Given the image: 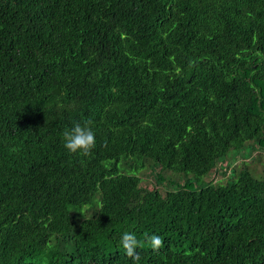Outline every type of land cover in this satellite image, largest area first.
<instances>
[{
  "label": "trees",
  "instance_id": "1",
  "mask_svg": "<svg viewBox=\"0 0 264 264\" xmlns=\"http://www.w3.org/2000/svg\"><path fill=\"white\" fill-rule=\"evenodd\" d=\"M0 264H264V0H0Z\"/></svg>",
  "mask_w": 264,
  "mask_h": 264
},
{
  "label": "clouds",
  "instance_id": "2",
  "mask_svg": "<svg viewBox=\"0 0 264 264\" xmlns=\"http://www.w3.org/2000/svg\"><path fill=\"white\" fill-rule=\"evenodd\" d=\"M93 126L94 121L87 119L83 123L76 122L71 128L65 129L62 133L65 149L72 154L90 157L97 143ZM145 243L155 252H159L164 246L163 238L156 234L145 236L144 240H140L134 232H124L120 240L125 254L136 262L140 260L137 250L143 248Z\"/></svg>",
  "mask_w": 264,
  "mask_h": 264
},
{
  "label": "rangeland",
  "instance_id": "3",
  "mask_svg": "<svg viewBox=\"0 0 264 264\" xmlns=\"http://www.w3.org/2000/svg\"><path fill=\"white\" fill-rule=\"evenodd\" d=\"M222 167H226V163H224L223 165H221ZM141 170H143L142 168L139 170V171H136V174L138 175V176H140L141 178H142V180L143 181H145L146 183H148V185H153L154 186V184H155V182H154V179H153V177H144V175H145V172L144 173H142V175L141 174H139L140 173V171ZM157 169H156V167L155 166H152V168H150L149 170H144V171H147L146 173L147 174H150L152 171H156ZM158 171V170H157ZM138 172V173H137ZM222 178V175H217L216 176V179L217 180H219V179H221ZM183 183H185V181H182L181 182V184H183ZM161 188L162 189H171V187H169V186H161Z\"/></svg>",
  "mask_w": 264,
  "mask_h": 264
},
{
  "label": "bare ground",
  "instance_id": "4",
  "mask_svg": "<svg viewBox=\"0 0 264 264\" xmlns=\"http://www.w3.org/2000/svg\"><path fill=\"white\" fill-rule=\"evenodd\" d=\"M214 9H215V8H214ZM34 100H35V99H34ZM34 100H33V101H34ZM33 101H32V102H33ZM36 103H38V102H36ZM31 104H32V103H31ZM34 105H35V104H34ZM34 105H33V106H34ZM29 106H31V105L29 104ZM33 106H32V107H33ZM42 107H43V106H42ZM45 107H46V106H45ZM40 108H41V107L39 106V109H40ZM46 109H47V108H46ZM42 110H43V109H42ZM46 111H47V110H46ZM41 114H42V113H41ZM42 115H43V114H42ZM46 116H48V115H46ZM41 117H42V116H41ZM43 117H44V115H43ZM46 118H47V117H46ZM33 119H34V118H33ZM41 120H42V119H41ZM41 120H40V121H41ZM35 121H36V118H35ZM37 121H38V119H37ZM72 121H73V120H72ZM75 122H76V121H75ZM65 123H66V122H65ZM67 123H68V122H67ZM73 123H74V122H73ZM46 124H47V122H46ZM33 125H34V124H33ZM42 125H43V124H42ZM48 125H49V122H48ZM53 125H54V124H53ZM72 125H73V124H72ZM23 126H25V125H23ZM45 126H46V125H45ZM50 126H51V125H50ZM40 127H41V126H40ZM68 127H69V126H68ZM38 128H39V127H38ZM28 129H29V128H28ZM20 130H21V128H20ZM9 132H10V131H9ZM16 133H17V132H16ZM16 133H15V134H16ZM21 134H22V133H21ZM27 134H28V132H27ZM19 135H20V133H19ZM19 135H18V136H19ZM24 135H25V134H24ZM24 135H23V136H24ZM18 136H17V137H18ZM7 137H8V136H7ZM11 137H13V136L11 135ZM15 138H16V137H15ZM19 138H20V137H19ZM11 139H12V138H10V140H11ZM13 141H14V140H13ZM98 186H99V185H98ZM97 190H98V189H97ZM98 193H99V192H98Z\"/></svg>",
  "mask_w": 264,
  "mask_h": 264
},
{
  "label": "water",
  "instance_id": "5",
  "mask_svg": "<svg viewBox=\"0 0 264 264\" xmlns=\"http://www.w3.org/2000/svg\"><path fill=\"white\" fill-rule=\"evenodd\" d=\"M53 94H54V95H61V90H60V88H56V89L53 91Z\"/></svg>",
  "mask_w": 264,
  "mask_h": 264
}]
</instances>
